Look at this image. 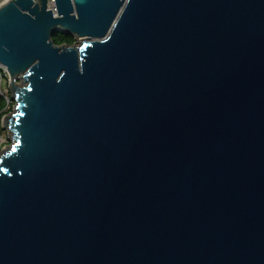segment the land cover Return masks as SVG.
Masks as SVG:
<instances>
[{"label": "water", "instance_id": "water-1", "mask_svg": "<svg viewBox=\"0 0 264 264\" xmlns=\"http://www.w3.org/2000/svg\"><path fill=\"white\" fill-rule=\"evenodd\" d=\"M56 4L0 10V264H264V0Z\"/></svg>", "mask_w": 264, "mask_h": 264}, {"label": "built area", "instance_id": "built-area-1", "mask_svg": "<svg viewBox=\"0 0 264 264\" xmlns=\"http://www.w3.org/2000/svg\"><path fill=\"white\" fill-rule=\"evenodd\" d=\"M3 3H4V0H0V5H3ZM47 8L49 10H52L55 17L58 16L56 0H47ZM11 82H12V78H11V75H10L8 69L5 66H3L2 64H0V96H2L6 100V109L5 110H8V109L10 110L13 108V110L15 112L16 111V109H15L16 103L13 100L12 95H11V91H10ZM18 82L19 81H16V83H18ZM12 113H13V111H12ZM6 115H8V114L6 113L3 116H0V155L4 152L5 147H8L9 142H10V137H11L10 131L7 130L3 125V120H4ZM3 130H6L7 134H5V131H3ZM8 136H9V138H8Z\"/></svg>", "mask_w": 264, "mask_h": 264}, {"label": "trees", "instance_id": "trees-1", "mask_svg": "<svg viewBox=\"0 0 264 264\" xmlns=\"http://www.w3.org/2000/svg\"><path fill=\"white\" fill-rule=\"evenodd\" d=\"M52 40L54 43L58 46L61 45H67V46H72L77 43V38L69 33L65 32H56L52 36ZM6 109V100L0 96V116H3L4 114L8 113L10 110H5Z\"/></svg>", "mask_w": 264, "mask_h": 264}, {"label": "rangeland", "instance_id": "rangeland-1", "mask_svg": "<svg viewBox=\"0 0 264 264\" xmlns=\"http://www.w3.org/2000/svg\"><path fill=\"white\" fill-rule=\"evenodd\" d=\"M80 43H81V40H78L77 39V45H80ZM12 111L14 112V110H13V108L9 111V113H7L8 115L10 114V113H12ZM3 131H5V134H7V131L6 130H3ZM8 138H9V136H8ZM12 143H14V140H13V138L12 137H10V142H9V145H8V147H10L11 146V144ZM6 148V147H5Z\"/></svg>", "mask_w": 264, "mask_h": 264}, {"label": "snow or ice", "instance_id": "snow-or-ice-1", "mask_svg": "<svg viewBox=\"0 0 264 264\" xmlns=\"http://www.w3.org/2000/svg\"><path fill=\"white\" fill-rule=\"evenodd\" d=\"M7 4H8V0H4L3 5H0V10H6ZM5 171H7V169H5Z\"/></svg>", "mask_w": 264, "mask_h": 264}]
</instances>
